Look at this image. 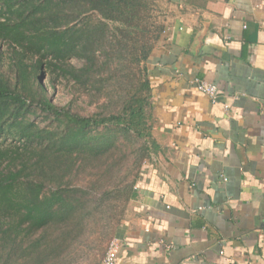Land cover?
<instances>
[{"label": "crops", "instance_id": "obj_1", "mask_svg": "<svg viewBox=\"0 0 264 264\" xmlns=\"http://www.w3.org/2000/svg\"><path fill=\"white\" fill-rule=\"evenodd\" d=\"M172 9L145 67L156 158L116 264H264V0Z\"/></svg>", "mask_w": 264, "mask_h": 264}, {"label": "trees", "instance_id": "obj_2", "mask_svg": "<svg viewBox=\"0 0 264 264\" xmlns=\"http://www.w3.org/2000/svg\"><path fill=\"white\" fill-rule=\"evenodd\" d=\"M154 1L0 0L2 53L13 62L18 81L31 76L36 99L27 100L23 82L17 90V81L0 77V138L5 123L20 139L19 145L0 146V264H55L67 248L85 240L90 210L83 191L70 178L106 171L99 162L111 155V149L123 151L112 136L93 135V130L116 128L135 138L154 133L147 78L118 114L89 117L54 105L36 79L45 76L54 87L55 74L92 88L122 42L117 37L108 40L106 22L141 27L143 12L148 13ZM88 14L99 18L93 21ZM161 30L153 26L157 41ZM70 59L80 61L81 67L72 66ZM87 96L98 97L90 90ZM40 113L49 122L43 127L31 121Z\"/></svg>", "mask_w": 264, "mask_h": 264}, {"label": "rangeland", "instance_id": "obj_3", "mask_svg": "<svg viewBox=\"0 0 264 264\" xmlns=\"http://www.w3.org/2000/svg\"><path fill=\"white\" fill-rule=\"evenodd\" d=\"M173 0H155L147 7L148 13L143 12L141 27H123L117 22L107 21L109 34L108 40L117 37L121 44L113 54V61L109 67L100 72L98 82L91 87H79L74 81L67 82L60 76L52 74L54 87L48 84L45 76L36 78L47 93V98L54 105L64 107L79 116L89 117L109 116L118 114L123 105L138 90L141 83L147 78L146 63L149 54L157 45L164 29L170 24L169 20L174 15ZM88 18L95 21L99 16L88 14ZM160 26L161 33L158 41L153 37V26ZM149 47L151 50H149ZM0 44V77L10 83L16 82V89L21 90L19 81L23 82V92L28 101L36 103L33 88L30 84L31 76L17 80L16 70H13V62L2 50ZM76 68L81 67V62L75 59L69 60ZM98 97L91 99L87 96L88 91ZM34 119L40 127L47 125L48 118L38 114ZM53 124V123H52ZM4 129L0 138V146L19 145V134L14 128ZM91 134H108L114 138V144L123 151L111 149V155L100 161V168L106 171L91 170L80 172L70 181L76 183L87 203L89 213L87 216L85 240L74 244L65 251L64 256L55 264H97L106 253L109 245L117 243L121 249V243L116 239L117 231L127 219L135 205V192L137 184L144 169L156 158L153 149V141L157 139L156 131L151 137L135 138L132 133H124L120 129L111 128L108 132L102 126L93 130ZM124 155V156H122ZM107 165L105 167L103 162ZM110 165V169H108ZM65 249V248H64ZM66 250V249H65ZM120 251V250H119ZM119 253V252H118ZM118 259V255H117Z\"/></svg>", "mask_w": 264, "mask_h": 264}, {"label": "built area", "instance_id": "obj_4", "mask_svg": "<svg viewBox=\"0 0 264 264\" xmlns=\"http://www.w3.org/2000/svg\"><path fill=\"white\" fill-rule=\"evenodd\" d=\"M229 39V38H227ZM193 83L195 84L197 90L210 98L211 102L214 103L216 101V87L213 84L204 82L199 79H194ZM120 250V246L117 243H111L102 257V259L97 264H116L117 255Z\"/></svg>", "mask_w": 264, "mask_h": 264}]
</instances>
